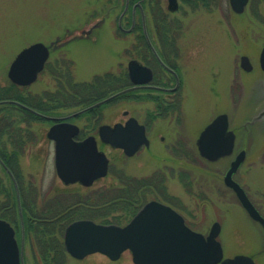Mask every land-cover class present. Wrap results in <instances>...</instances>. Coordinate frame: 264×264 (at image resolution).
<instances>
[{
	"label": "rangeland",
	"instance_id": "1",
	"mask_svg": "<svg viewBox=\"0 0 264 264\" xmlns=\"http://www.w3.org/2000/svg\"><path fill=\"white\" fill-rule=\"evenodd\" d=\"M123 7L124 4H117V0H0V87L8 83V70L16 56L35 43L54 44L56 51L51 61L66 58L70 69L57 70V77L45 70L38 81L28 87L30 92L44 93V97L47 94L52 98L63 93L73 94L82 88L78 83L96 82L94 86L98 87L96 76L117 72L124 63L121 51L125 43L124 38H119L121 33L118 30ZM253 8L248 9L246 16L229 14L227 4L215 14L193 18L181 16L184 28L192 30L203 41L193 47L186 60L183 59L185 80L181 97L177 100L181 117L179 120L177 116L160 120L150 150L142 149L134 158L128 159L121 150L105 147L104 151L111 160L109 175L88 189L79 185L66 187L57 177L53 144L42 138L28 151L21 166L23 174L27 178L33 177L38 188L48 194L46 198L50 206L81 207L87 206L89 201L88 206L95 211L88 216L92 215L91 218L99 224L111 220L113 214L122 215H111L110 210L114 207L109 206L115 200L113 195L121 192L119 189L123 190L124 197H127L125 193H131L146 203L158 201L174 207L186 217L189 227L206 236L213 224L219 222L222 231L218 240L225 258L246 255L256 264H264V229L250 219L226 191L221 178L227 166L206 164L197 157L194 149L174 148L169 143L173 130L183 134L188 129L201 128L217 113L229 112L233 123L243 127L264 112V71L259 65L264 48V0L255 17H252ZM99 24L102 30L96 44L73 40ZM122 24L129 28L130 19ZM64 44L67 45L59 48ZM243 56L250 59L251 72L241 68ZM59 85L61 89L57 91ZM118 88L116 85L110 88L106 98ZM143 103L132 101L126 104L123 98H119L105 106L108 113L102 122L113 126L127 120L128 117L123 116L125 110L139 114L153 108L152 104ZM74 111L56 112L55 116ZM259 124L264 125V120ZM249 130L247 136L241 133L238 149L245 147L247 160L237 178L264 217V127L262 131ZM163 136L166 143L161 142ZM4 170L0 165V181L8 187L10 180ZM55 196L59 199L53 202ZM8 200L0 194V218L7 219ZM49 215L52 217L54 211ZM50 246L53 248L54 245ZM61 246L64 248L62 242ZM44 247L46 245L37 242L32 234L22 250L23 263L43 264L35 253H40ZM63 262L134 264L130 251L118 261L93 254L82 261L66 256Z\"/></svg>",
	"mask_w": 264,
	"mask_h": 264
},
{
	"label": "flooded vegetation",
	"instance_id": "2",
	"mask_svg": "<svg viewBox=\"0 0 264 264\" xmlns=\"http://www.w3.org/2000/svg\"><path fill=\"white\" fill-rule=\"evenodd\" d=\"M262 2L263 0H248L244 11L237 13L232 7V0H117V4H124L123 12L118 19V30L121 33L119 38H124V40H121L125 43L121 51L124 63H121L119 71L96 76L98 87L94 86L96 82H83L78 83L82 88L76 90L73 94H58L56 98H51L46 94L40 110L27 106V109H0V164L1 162L5 164L4 160H7L12 166V169L8 171L10 184L7 191L6 186L0 181V194L3 195V192L9 194V204L5 209L7 219H2L8 221L14 228L16 239L23 251L27 240L33 234L37 242L47 247L52 244L57 246L61 242L63 243L64 248L62 251H50L44 247L40 253H35V257L39 256L43 264H65L63 259L66 256L77 260L65 250L66 229L77 221H94L91 218L92 215L88 216V213L92 214L95 211L91 205L88 206L89 201L87 206L81 207L80 205L62 206L60 204L50 206L49 199L46 198L48 194L45 195L43 190L38 188L33 177L27 178L23 174L21 166L30 148L39 144L42 138L50 141L54 147V164L56 168L55 142L49 139V131L55 124L66 122L78 128V133L73 136L74 142L81 143L90 138H95L99 151L106 154L104 148L112 147L102 143L99 136L100 128L103 125H110L102 122L108 113L105 111V106L110 102L112 103V101L123 98L126 104L127 102L137 101L142 102V105L143 102L153 105L152 109L142 110L139 114H130L127 110L123 111V116L128 118L119 123L125 125L129 119H136L139 125L144 126L145 137L148 140V145L144 143L133 156H128L121 150L123 155L128 159H132L142 149L150 150L157 134L155 127L161 122L160 120L173 116H177L179 120L181 117V109L177 106V100L181 97L183 79L185 80L183 76L184 60L188 58V54L193 47L203 41V38L198 39L192 30L189 31L184 28L181 16L193 18L215 14L227 4L229 14L236 16H246L248 9L254 6L252 17H255ZM126 19H130L129 28L123 27L122 23ZM101 26V24L94 26L91 30L82 32L80 36H76L73 40L96 44L102 30ZM66 45L59 46V48ZM55 51L53 45L50 48V54L53 55ZM65 60L66 58H61V62ZM133 62L139 67L131 66ZM133 80L144 83L136 84ZM62 82L65 83V79ZM115 85L119 88L115 89L113 94L120 93V96L100 106H94L106 97L98 102H92L105 96L111 90L110 88ZM72 109L75 111L71 114L61 117H59L60 114L55 116L56 112L64 114ZM224 114L228 116L227 131L211 133L204 144L209 148H224L229 147L230 141H232L233 151L229 155L216 160L203 157L199 151L201 135L217 117ZM255 119L254 123L239 127L233 123L232 115L229 112L217 113L201 128L190 129V131L188 129L183 134L180 131L173 130L171 132L173 136L169 143L174 148L194 149L197 157L206 164L226 165L227 171L222 176L221 181L226 191L241 206L235 191L226 184L225 177L231 164L243 151L245 153L244 162H246L247 152L245 147L238 149L241 133L247 136L251 132L249 129H260L262 131L264 125L261 126L259 123L264 120V112ZM5 120L8 122L7 125L3 124ZM115 124L117 123H114L113 126ZM41 131H44V134ZM62 137H66V134ZM161 142L166 143V137H161ZM108 159L110 170L111 160L109 157ZM238 173L239 171L233 175V180L243 187L237 178ZM57 177L66 187L79 185L88 189L96 183L90 187L81 183L67 185L60 179L58 173ZM247 195L250 198L248 193ZM58 199L59 196H55L53 202L58 201ZM50 211H54L52 217L49 215ZM184 218L186 221L185 216Z\"/></svg>",
	"mask_w": 264,
	"mask_h": 264
},
{
	"label": "water",
	"instance_id": "3",
	"mask_svg": "<svg viewBox=\"0 0 264 264\" xmlns=\"http://www.w3.org/2000/svg\"><path fill=\"white\" fill-rule=\"evenodd\" d=\"M247 3L248 0H232V7L235 12L242 13ZM49 58L50 48L47 45L43 43L30 45L11 63L8 70L9 80L15 85L30 87L44 71ZM260 65L264 71V48L260 55ZM131 66L139 67L135 62ZM241 67L247 72L252 71L248 57H242ZM133 81L136 84L144 83ZM118 95L120 94L95 106L108 102ZM4 103L20 105L11 101L0 102V105ZM22 107L27 109L25 106ZM227 128L226 114L220 115L208 126L199 140V151L203 157L216 160L232 153V141L229 147L224 148H209L204 144L211 133L225 132ZM76 133L78 128L65 122L55 124L50 129L49 139L55 142L56 169L60 179L67 185L81 183L89 187L108 175L109 160L98 150L95 138L81 143L74 142L73 136ZM65 134L66 137L63 138L62 135ZM99 136L104 144L114 149H122L128 156H133L144 143L148 145L144 126L139 125L134 118L126 125L116 124L113 127L103 125L99 130ZM244 154L242 152L231 164L225 181L235 191L249 217L264 227V217L251 202L245 190L233 180V175L244 162ZM1 164L6 168L4 163ZM220 233L221 225L218 222L213 224L207 236L196 232L186 225L184 217L172 207L151 201L125 226L103 225L90 220L72 223L65 232V248L73 258L79 260L89 255L102 254L112 261H117L124 252L130 251L134 264H256L252 257L246 255L225 258L223 247L218 240ZM0 264H24L22 250L15 238V230L3 219H0Z\"/></svg>",
	"mask_w": 264,
	"mask_h": 264
},
{
	"label": "trees",
	"instance_id": "4",
	"mask_svg": "<svg viewBox=\"0 0 264 264\" xmlns=\"http://www.w3.org/2000/svg\"><path fill=\"white\" fill-rule=\"evenodd\" d=\"M63 69H67V71H69L70 62L67 60L61 62V60L58 59V60H54L53 62L50 61L47 64L45 70L53 72L54 76H56L55 72H57V70L62 71ZM59 88L61 89L60 85L57 91L59 90ZM104 97H106V95L99 97L98 100L93 101L92 103L98 102ZM52 98H56V97L53 96ZM43 99H44V93H32L29 91L28 87H20L18 85L13 84L10 81H8V83L5 86L0 87V102L1 101H15L27 107L40 110L42 108ZM21 108L22 107L17 106L15 104L0 105V109H4V110L21 109ZM3 124H8V123L4 122ZM4 162L6 166L8 167V169L11 170L12 169L11 164L7 160H4ZM4 171L6 172V170ZM7 190H8V187H6V191ZM119 190L121 192L119 194L113 195L115 200L112 201L109 206L114 207V209L110 210L111 215L112 213H122V215L114 216L113 214V218H111L112 221L109 219L104 220L102 222L104 224H116V225L127 224L137 214L140 208L146 203L145 201H142L139 196H135L134 194H131V193H125L127 197H124L123 190L121 189ZM3 195L4 197L9 198L8 192H3ZM93 220H96V219L93 218ZM51 247L52 246H48V247L46 246L45 248L50 251H57V250L62 251L63 250L61 244L57 246L54 245L53 248Z\"/></svg>",
	"mask_w": 264,
	"mask_h": 264
}]
</instances>
